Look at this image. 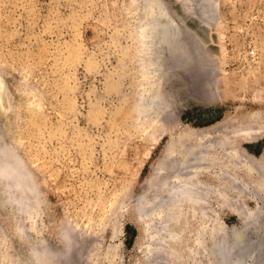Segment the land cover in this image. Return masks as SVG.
<instances>
[{
	"label": "rangeland",
	"instance_id": "obj_1",
	"mask_svg": "<svg viewBox=\"0 0 264 264\" xmlns=\"http://www.w3.org/2000/svg\"><path fill=\"white\" fill-rule=\"evenodd\" d=\"M212 1L202 22L199 0H163L206 74L174 63L160 81L138 60L145 0H0V264H144L158 216L138 204L174 147L264 121V0ZM250 192L251 219L221 207L207 226L248 225L247 255L264 249V192Z\"/></svg>",
	"mask_w": 264,
	"mask_h": 264
},
{
	"label": "bare ground",
	"instance_id": "obj_2",
	"mask_svg": "<svg viewBox=\"0 0 264 264\" xmlns=\"http://www.w3.org/2000/svg\"><path fill=\"white\" fill-rule=\"evenodd\" d=\"M145 2L149 10L141 15L136 31L141 47L138 51L140 64L149 68L151 76L156 75L160 81L171 70V64L183 67L184 76L193 73L189 70L194 64L198 67L194 72L196 76L193 74L195 79H202L206 74L204 61L195 49L196 44L184 20L174 16L163 0ZM212 2L199 0L198 12L195 10L192 17L205 22L209 17L207 11L213 7ZM155 92L157 97L149 108L158 111L157 106L165 95L162 88ZM239 131L233 139L227 137V141L226 138H219L214 143L193 140L187 147L184 144L174 147V153L163 170L165 177L156 184L152 195L145 196L143 207L138 204L144 222L150 223L153 216H158L155 232L150 233L152 249L144 264H264L258 256L263 249L262 243L250 250L251 255L246 254V250L253 246L246 242L250 233L248 225L229 232L216 225L212 235L207 230L209 224H218L219 212L214 209L221 207L239 211L241 220L251 219L253 211L250 214L244 210L243 196L248 190L256 194L264 192V145H257L264 139V121L247 123ZM245 145L250 150H246ZM258 151L259 156L252 154ZM225 196L228 202L222 204L220 199ZM209 216L214 220L211 223Z\"/></svg>",
	"mask_w": 264,
	"mask_h": 264
},
{
	"label": "water",
	"instance_id": "obj_3",
	"mask_svg": "<svg viewBox=\"0 0 264 264\" xmlns=\"http://www.w3.org/2000/svg\"><path fill=\"white\" fill-rule=\"evenodd\" d=\"M249 230H250L249 235L252 236V234H253V230H251L250 228H249Z\"/></svg>",
	"mask_w": 264,
	"mask_h": 264
}]
</instances>
